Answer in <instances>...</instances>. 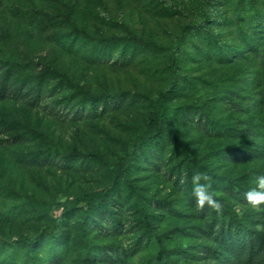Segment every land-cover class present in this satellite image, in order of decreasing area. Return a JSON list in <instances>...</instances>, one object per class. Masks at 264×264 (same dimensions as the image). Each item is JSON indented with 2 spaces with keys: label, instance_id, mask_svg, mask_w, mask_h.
<instances>
[{
  "label": "rangeland",
  "instance_id": "obj_1",
  "mask_svg": "<svg viewBox=\"0 0 264 264\" xmlns=\"http://www.w3.org/2000/svg\"><path fill=\"white\" fill-rule=\"evenodd\" d=\"M7 69L0 264H264V203L244 196L264 175V0H0V83ZM172 86L180 143L164 129L135 146ZM126 153L132 187L93 210L74 203L108 188ZM197 173L221 214L196 209ZM222 226L246 244H224Z\"/></svg>",
  "mask_w": 264,
  "mask_h": 264
},
{
  "label": "trees",
  "instance_id": "obj_2",
  "mask_svg": "<svg viewBox=\"0 0 264 264\" xmlns=\"http://www.w3.org/2000/svg\"><path fill=\"white\" fill-rule=\"evenodd\" d=\"M206 16L207 15L204 16L205 18L203 19V23L207 21ZM195 27H197V25H194V24L187 25L186 27L183 28V32H187L191 29H194ZM105 39L107 41H126L128 43H133V40H135L134 38H131V37L122 38V37H116V36L107 37ZM170 59H171V69H172L173 73H175L177 70L176 56L174 54H172ZM9 74H10V70L7 69L5 72L4 80L0 83V100L5 98V96L7 95L8 91H9V87L7 86V80L9 78ZM176 92H177V88L172 86L169 90L159 94L157 100L154 102L153 110L148 114L146 130L143 131L142 134L134 141L135 146L140 147L141 145L146 144L149 147H155L157 144H159V140H160V137L162 136L164 129H166L173 136L174 140L177 143H180V139L178 138V135H177L176 131L174 130L172 123H171V121L167 115V109H168L167 103L169 100H171L174 97ZM119 98H120V96L109 95V94H99V95H90L89 96V99L92 102H97L99 99H102L103 101L112 100V102H116L119 100ZM260 100L261 99H259L257 103H260ZM249 126H251L250 123H249ZM183 152L188 156L187 150L184 149ZM91 156L93 157V159H95L99 163L107 164V160L103 156H101L100 154L93 152V153H91ZM130 161H131V154L126 153L125 156L122 157L117 162L115 168L110 172V175H109L110 185L108 188L103 189L101 191L81 195V196L75 198L74 203L75 204L84 203L86 205L88 211L93 210L96 208L97 204H104L109 199H111L113 194L117 191V188H118L120 182L126 183L129 187H132L131 182H130L129 177H128V168L130 165ZM67 210H68V208L65 206L62 210V213H66ZM58 223H59V219H56L55 220L56 230L52 234L55 237V239H58L63 232L62 228L58 226ZM145 226H146V231H147L148 235L154 237L155 236L154 231L151 229L150 225L148 223H146ZM224 229L225 228L222 226L221 231L218 234V237H221L224 244H227L226 242H231V244L234 247H236V244L238 242L243 241V244L241 243L240 246L246 244V241H245V237H246L245 235L246 234L245 233H243L245 235H242V233L238 234V233H236L237 230H235L233 233H231L232 230H229V232L226 233L227 231L226 230L224 231ZM226 237H229V239L227 241L225 240ZM22 241L26 245L30 246L36 242V239H31V240L23 239ZM254 246H255L254 243L250 244L251 253H252V250H254ZM223 248L229 249L232 247L227 246V247H223ZM86 249H87V251L85 252V254H86V256H88V255H90V252L92 251V249L89 245H87ZM56 260L59 261L58 259H56Z\"/></svg>",
  "mask_w": 264,
  "mask_h": 264
},
{
  "label": "clouds",
  "instance_id": "obj_3",
  "mask_svg": "<svg viewBox=\"0 0 264 264\" xmlns=\"http://www.w3.org/2000/svg\"><path fill=\"white\" fill-rule=\"evenodd\" d=\"M209 178L203 173H197L192 178L191 195L195 199L196 209L202 210L207 207L213 210L217 215L222 213V203L214 198V193L210 191L208 184L201 181H207ZM256 187L245 192V200L251 206H259L264 203V175H260L255 180Z\"/></svg>",
  "mask_w": 264,
  "mask_h": 264
}]
</instances>
